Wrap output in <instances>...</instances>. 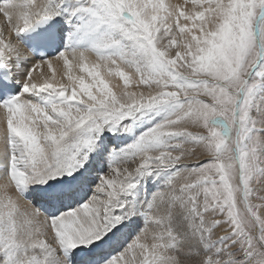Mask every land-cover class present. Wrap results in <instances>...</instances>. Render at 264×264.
<instances>
[{"label":"snow or ice","instance_id":"6c2138e0","mask_svg":"<svg viewBox=\"0 0 264 264\" xmlns=\"http://www.w3.org/2000/svg\"><path fill=\"white\" fill-rule=\"evenodd\" d=\"M0 17V264H264V0Z\"/></svg>","mask_w":264,"mask_h":264},{"label":"bare ground","instance_id":"6f19581e","mask_svg":"<svg viewBox=\"0 0 264 264\" xmlns=\"http://www.w3.org/2000/svg\"><path fill=\"white\" fill-rule=\"evenodd\" d=\"M170 2L176 3V2H179V0H170ZM0 20H2V17H0ZM44 70L46 71L47 69H44Z\"/></svg>","mask_w":264,"mask_h":264}]
</instances>
